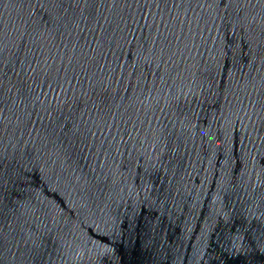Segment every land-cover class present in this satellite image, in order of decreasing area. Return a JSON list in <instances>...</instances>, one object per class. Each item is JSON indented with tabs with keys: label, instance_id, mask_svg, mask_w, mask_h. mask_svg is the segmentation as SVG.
Listing matches in <instances>:
<instances>
[{
	"label": "water",
	"instance_id": "95a60500",
	"mask_svg": "<svg viewBox=\"0 0 264 264\" xmlns=\"http://www.w3.org/2000/svg\"><path fill=\"white\" fill-rule=\"evenodd\" d=\"M0 264H264V0H0Z\"/></svg>",
	"mask_w": 264,
	"mask_h": 264
}]
</instances>
